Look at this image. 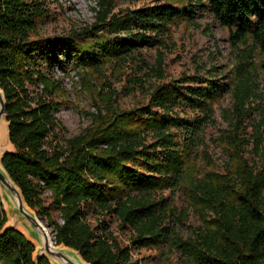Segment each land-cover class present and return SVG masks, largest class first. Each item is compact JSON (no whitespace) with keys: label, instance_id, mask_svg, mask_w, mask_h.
Returning <instances> with one entry per match:
<instances>
[{"label":"trees","instance_id":"16d2710c","mask_svg":"<svg viewBox=\"0 0 264 264\" xmlns=\"http://www.w3.org/2000/svg\"><path fill=\"white\" fill-rule=\"evenodd\" d=\"M96 5L90 27L44 36L51 18L45 0H0V88L14 147L2 164L27 205L52 227L56 245L73 248L89 264H143L134 257L142 250L168 252L177 264H264V116L250 122L251 134L240 125L257 96L248 49L237 56L236 88L213 67L207 75L159 84L147 91L146 103L130 110L110 107L108 118L99 114L101 121L77 136H63L56 116L62 107L58 70L137 63L142 49L164 46L175 23L193 21L198 13L232 30L239 45L252 39L264 52V0H158L123 15L113 12L111 0ZM158 65L162 76L161 58ZM229 92L237 98L230 122L235 131L223 138L235 164L229 174H211L195 185L193 198L211 216L185 238L183 217L159 193L182 185L206 146L217 102ZM251 142L255 161L240 152ZM6 221L4 214L1 264H52L35 257V244L21 230L3 229Z\"/></svg>","mask_w":264,"mask_h":264},{"label":"rangeland","instance_id":"374dc122","mask_svg":"<svg viewBox=\"0 0 264 264\" xmlns=\"http://www.w3.org/2000/svg\"><path fill=\"white\" fill-rule=\"evenodd\" d=\"M45 1L51 10V18L42 28L44 36H67L72 32L90 27L96 20V0ZM157 1L111 0L114 3L113 12L119 15L125 14L128 10L153 6ZM134 32L131 31V33ZM232 32L211 16L198 13L193 21L179 20L175 23L165 38L164 46L142 49L143 55H136L137 63H112L99 71L58 70L56 77L60 78L59 101L62 102V107L56 112V116L65 128L62 135L70 138L83 134L88 128L96 126L95 120L99 114H102L103 119L108 118L110 107L116 110H130L146 103L148 92L159 84L186 75L197 73L207 75L206 71L213 67L216 68L218 78H223L236 88L240 79L237 56L245 49H248L252 56L249 70L257 82V96L246 105L249 116L240 125L247 130L248 134H251L254 129L250 122L253 119L258 122L264 116V52L252 39H247L244 45H239L232 38ZM140 57L145 60L144 64H140ZM160 58L163 65L162 76L156 71ZM236 105L237 98L232 92L225 94L217 102L216 122L207 130L206 146L188 166L182 185L159 193V196L168 198L172 209L183 217L184 223L180 227V234L185 238L194 236V232L204 225V218L211 216V213L203 209L193 198L195 185L210 180L211 174H229L235 164L233 149L225 143L223 134L235 131L230 122L236 119ZM254 146L255 142H251V145L243 147L240 152L255 161ZM261 148L264 150V141ZM9 151H14V147L8 134L0 136V157ZM49 202L50 199L47 198L46 204ZM4 214L7 221L3 229L9 228L14 223V228L21 230L32 241L30 231L24 225L20 215L11 207L6 197V190L0 184V224ZM53 216L60 220L58 212L53 213ZM48 230L54 242L52 227H48ZM117 234L122 237L120 232ZM37 250L38 247L35 249V256L38 255ZM161 252L142 250L135 253L134 257L141 259L143 264H177L175 255L170 256L166 251V255H163ZM168 257L171 258L172 263L168 261Z\"/></svg>","mask_w":264,"mask_h":264},{"label":"water","instance_id":"95a60500","mask_svg":"<svg viewBox=\"0 0 264 264\" xmlns=\"http://www.w3.org/2000/svg\"><path fill=\"white\" fill-rule=\"evenodd\" d=\"M6 107V98L3 90L0 88V136H5L3 132V121H7ZM4 154L0 157V184L6 190V197L13 210L23 219L24 225L30 231L32 238L39 242L38 255L35 257L45 256L52 264H89L82 258L78 251L65 245H56L51 240V236L47 232L48 227L39 219L36 212L27 205L21 189L3 167L2 159ZM14 227L15 224L12 223L9 228Z\"/></svg>","mask_w":264,"mask_h":264},{"label":"bare ground","instance_id":"6f19581e","mask_svg":"<svg viewBox=\"0 0 264 264\" xmlns=\"http://www.w3.org/2000/svg\"><path fill=\"white\" fill-rule=\"evenodd\" d=\"M3 122H4L3 132H4V135H5V134H8V122L6 120H4ZM47 232H49V230H47ZM32 241H33V243L35 244L36 247H39V242L37 240L32 238Z\"/></svg>","mask_w":264,"mask_h":264}]
</instances>
